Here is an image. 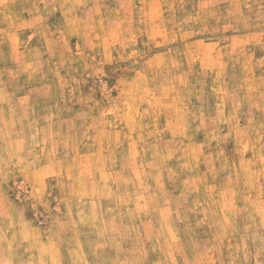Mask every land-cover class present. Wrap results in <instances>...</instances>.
<instances>
[{
    "label": "rangeland",
    "instance_id": "1",
    "mask_svg": "<svg viewBox=\"0 0 264 264\" xmlns=\"http://www.w3.org/2000/svg\"><path fill=\"white\" fill-rule=\"evenodd\" d=\"M0 264H264V0H0Z\"/></svg>",
    "mask_w": 264,
    "mask_h": 264
},
{
    "label": "bare ground",
    "instance_id": "2",
    "mask_svg": "<svg viewBox=\"0 0 264 264\" xmlns=\"http://www.w3.org/2000/svg\"><path fill=\"white\" fill-rule=\"evenodd\" d=\"M138 139V138H137ZM127 215V214H126ZM167 216V215H166Z\"/></svg>",
    "mask_w": 264,
    "mask_h": 264
}]
</instances>
